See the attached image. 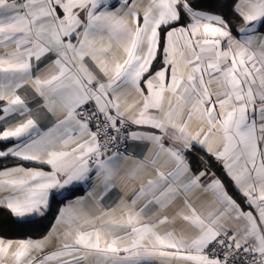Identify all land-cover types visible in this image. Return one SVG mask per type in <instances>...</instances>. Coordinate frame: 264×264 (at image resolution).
Instances as JSON below:
<instances>
[{
    "label": "snow or ice",
    "instance_id": "snow-or-ice-1",
    "mask_svg": "<svg viewBox=\"0 0 264 264\" xmlns=\"http://www.w3.org/2000/svg\"><path fill=\"white\" fill-rule=\"evenodd\" d=\"M0 264H264V0H0Z\"/></svg>",
    "mask_w": 264,
    "mask_h": 264
},
{
    "label": "trees",
    "instance_id": "trees-1",
    "mask_svg": "<svg viewBox=\"0 0 264 264\" xmlns=\"http://www.w3.org/2000/svg\"><path fill=\"white\" fill-rule=\"evenodd\" d=\"M8 163H12V161H9ZM51 218V217H50ZM54 220V218H51ZM50 227V224H48L47 222H45V228L42 229L43 230H46V228H49ZM40 234H42L41 232H37L35 234H33L35 237H38ZM2 235H6V236H9V237H12V238H27L25 234H20V233H13V232H4L2 233Z\"/></svg>",
    "mask_w": 264,
    "mask_h": 264
},
{
    "label": "crops",
    "instance_id": "crops-1",
    "mask_svg": "<svg viewBox=\"0 0 264 264\" xmlns=\"http://www.w3.org/2000/svg\"><path fill=\"white\" fill-rule=\"evenodd\" d=\"M117 191H118V190H117ZM53 222H54V220H53ZM50 227H51V225H50ZM50 227H49V228H50Z\"/></svg>",
    "mask_w": 264,
    "mask_h": 264
}]
</instances>
